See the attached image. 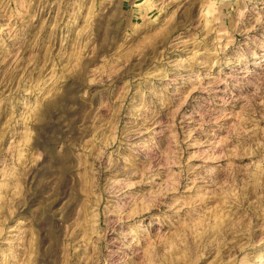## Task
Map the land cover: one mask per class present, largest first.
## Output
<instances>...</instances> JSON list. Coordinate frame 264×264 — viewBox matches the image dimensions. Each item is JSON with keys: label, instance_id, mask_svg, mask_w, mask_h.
<instances>
[{"label": "rangeland", "instance_id": "374dc122", "mask_svg": "<svg viewBox=\"0 0 264 264\" xmlns=\"http://www.w3.org/2000/svg\"><path fill=\"white\" fill-rule=\"evenodd\" d=\"M0 264H264V0H0Z\"/></svg>", "mask_w": 264, "mask_h": 264}, {"label": "bare ground", "instance_id": "6f19581e", "mask_svg": "<svg viewBox=\"0 0 264 264\" xmlns=\"http://www.w3.org/2000/svg\"><path fill=\"white\" fill-rule=\"evenodd\" d=\"M204 142V141H203ZM200 143V142H199ZM201 144V143H200Z\"/></svg>", "mask_w": 264, "mask_h": 264}]
</instances>
